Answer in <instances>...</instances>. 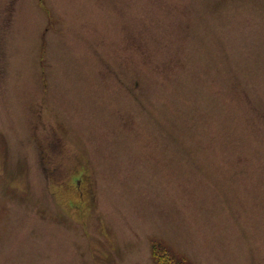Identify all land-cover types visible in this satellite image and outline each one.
I'll use <instances>...</instances> for the list:
<instances>
[{"label": "rangeland", "instance_id": "374dc122", "mask_svg": "<svg viewBox=\"0 0 264 264\" xmlns=\"http://www.w3.org/2000/svg\"><path fill=\"white\" fill-rule=\"evenodd\" d=\"M153 240L264 264V0H0V264Z\"/></svg>", "mask_w": 264, "mask_h": 264}, {"label": "trees", "instance_id": "16d2710c", "mask_svg": "<svg viewBox=\"0 0 264 264\" xmlns=\"http://www.w3.org/2000/svg\"><path fill=\"white\" fill-rule=\"evenodd\" d=\"M150 252L153 264H191L185 257L174 254L162 241L153 240Z\"/></svg>", "mask_w": 264, "mask_h": 264}]
</instances>
